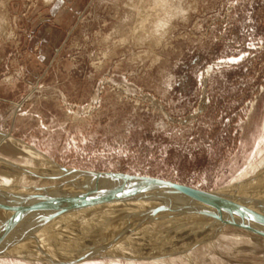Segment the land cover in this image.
I'll list each match as a JSON object with an SVG mask.
<instances>
[{
    "label": "rangeland",
    "instance_id": "rangeland-1",
    "mask_svg": "<svg viewBox=\"0 0 264 264\" xmlns=\"http://www.w3.org/2000/svg\"><path fill=\"white\" fill-rule=\"evenodd\" d=\"M58 1L0 0V139L3 134L11 135L53 162L51 165L41 156L0 142L1 187L28 183L26 186L35 188H13L18 191L14 193L26 194L28 198L41 191H35L37 186L44 184L49 189L66 182L59 194L72 193L89 179L76 180L64 169L99 170L162 178L203 190L222 191L228 196L236 193V197L264 199V0H78V8L77 0H63L66 9L76 7L78 12L63 39L42 61L41 48L31 41L41 21L54 22L49 11ZM7 142L13 143L9 139ZM48 164L54 169L43 168ZM33 165L38 168H30ZM105 183L74 205L70 203L68 207L76 209L61 216V220L58 217L57 223L53 220L55 223L45 228L48 221L44 220L35 225L37 230L43 229L42 234L47 228L66 222V227L58 232L64 238L63 232L68 228L71 239L74 231L109 227L84 233V237L101 239L82 241L79 247L81 241L75 245L71 239L68 243V238L64 239L85 254L81 257L88 253L95 257L73 264H153L152 259L170 258L203 246L205 241L220 235L219 225L229 224L224 227L227 235L237 234L240 229L238 234H249L259 227L250 223L253 220L220 205L195 202L181 214L195 213L191 219H199L195 223L184 220L186 230L183 226L167 252L145 257L111 256L109 251L119 248L121 238L131 232L143 230L142 237L147 239L151 234L155 238L168 236L166 231L175 225L167 221L166 228L163 220L170 217L154 219L156 214L151 211L161 208L160 212H165L171 204L176 205L175 201L182 203L187 199L152 188L140 192V196L144 194L142 198L129 197L127 192L138 191L136 187L121 180ZM143 198L155 199L156 206L151 200L152 207L146 204L147 208L139 213L125 215L127 204L133 207ZM121 201L125 206H121ZM105 204L118 209H111V213ZM2 205L13 207L10 210L14 212H10L0 206L10 216L21 213L9 203ZM172 207L180 211L179 206ZM64 208L49 210L58 215L69 210ZM81 211L92 219H85ZM70 213L73 218L68 216ZM8 214L4 217L10 218ZM100 215L110 224L97 225ZM150 218L153 220L146 222ZM227 235L222 232V244L218 245L221 248L225 243L223 247L231 251L224 253L225 257L216 252L218 257L214 261L207 262L206 257L200 256L197 263H191L190 257L180 261L264 264L263 239L242 243ZM29 237L26 235L20 243L33 241L34 237ZM49 239V244L57 243ZM188 240L199 244L183 251L177 245L173 250L176 243L186 245ZM53 246L50 250L58 251ZM60 254L1 256L0 264H68L66 261L80 258L65 257L64 251Z\"/></svg>",
    "mask_w": 264,
    "mask_h": 264
},
{
    "label": "bare ground",
    "instance_id": "bare-ground-1",
    "mask_svg": "<svg viewBox=\"0 0 264 264\" xmlns=\"http://www.w3.org/2000/svg\"><path fill=\"white\" fill-rule=\"evenodd\" d=\"M4 135V138H1L0 139V142H6L5 144H7L8 146L10 145L11 147H15V148H22L23 150H25V152H30V153H34L35 155H38L39 157L41 156L42 158H44V159H42V160H46V162L48 161L49 162V164H53V162H52V160L51 159H48L45 155H43L40 151H37V150H35V149H32L30 146H28L26 143H24L23 141H21V140H18V139H16V138H14L13 136H11V135H8V134H3ZM7 139H9V141H12L13 143L12 144H14V145H12V144H8V142H7ZM4 144V145H5ZM1 146V145H0ZM10 148V147H9ZM25 154V153H24ZM29 155H31V154H29ZM39 157H37V158H39ZM4 158V157H3ZM2 158V159H3ZM8 160V159H7ZM31 161V160H30ZM45 162V161H44ZM17 163V162H16ZM30 163V162H29ZM32 163V162H31ZM44 164V163H43ZM49 164L48 165H46V166H43V168H51V169H54L52 166H49ZM5 165V164H4ZM30 165V164H29ZM14 166V165H13ZM264 166V165H263ZM29 167V166H28ZM37 167V165H33V166H31L30 168H36ZM42 167V166H41ZM262 166H260V168H261ZM3 168V167H2ZM4 168H6V167H4ZM23 168V167H22ZM26 168V167H25ZM29 168V169H30ZM38 168V167H37ZM51 169H50V171H51ZM56 169H60V168H56ZM55 169V170H56ZM61 171H62V169H60ZM29 171V170H28ZM38 171V170H37ZM59 171V170H58ZM36 172V171H35ZM38 172H41L40 170L38 171ZM37 172V173H38ZM62 174H63V172H61ZM60 173V174H61ZM48 174V173H47ZM59 174V173H58ZM25 176V175H24ZM49 176H51V175H49ZM54 176V175H53ZM5 177V176H4ZM46 177V176H45ZM7 178V177H6ZM25 178V177H24ZM28 178V177H27ZM26 178V179H27ZM5 179V178H4ZM3 178H2V180H4ZM55 179V178H54ZM54 179H53V181H54ZM6 180V179H5ZM9 181V180H8ZM34 181V180H33ZM37 181V180H36ZM52 181V180H51ZM6 182L7 181H4V183L3 184H6ZM33 183V182H32ZM105 183V182H104ZM108 183V182H107ZM8 184V183H7ZM6 184V185H7ZM21 184V183H20ZM25 184V183H24ZM24 184H22V185H24ZM28 183H26V185H27ZM29 184H30V181H29ZM36 184H38V183H36ZM35 184V185H36ZM106 184V183H105ZM109 184V183H108ZM1 185L2 184H0V206L2 207V206H5V205H2V204H6V203H9V204H11V205H13V206H15L17 209H20L21 210V213L20 214H18L17 216H10L9 214H11L10 212H14V211H11L10 209H13V207H11L10 209L8 208V207H6L5 206V208H7L6 210H10V212H8V211H4L3 210V208H0V210L2 209L3 211H0V257L2 256V257H7V256H18V257H50V256H55V257H60V253H62L63 251L64 252H66V256L65 257H81V256H85V254H83V253H81V250L78 248L81 244H83V242L82 241H86V240H88V241H90V240H93V239H95V238H99V237H90V236H88V237H84L83 236V234L85 233V234H87V232H90V231H93V229L92 230H89V231H81V232H79V231H77V232H79V233H77L76 231H74L73 233V239H71V236H69V235H67L68 233L67 232H70V231H68V228L66 229V231L67 232H63V231H61V232H63V236H64V238L62 237V233H59L58 232V230H60L61 228H63V227H66L65 225L67 224L66 222H62V223H58V224H56V225H58V226H55L54 228L52 227V229L50 228H47L46 230H47V232L45 231L44 233H42L41 234V232L40 231H42V230H37L36 229V227H35V225L36 224H39V222L41 221V222H44V220L47 222L48 221V223L46 224V225H44L45 226V228L46 227H49L50 225H52L53 223H57V220L60 218V220L62 219V217L61 216H66V214L68 213V212H70L71 211V209H76L75 207H68V206H70V204H65V205H62V208L63 207H65L66 209H69L68 211H65L64 213H62V214H58V215H54V214H51L50 213V210L49 209H59V207H54V206H52V207H50V206H45V205H23L22 203H20L21 202V200L22 199H25V198H27V196H26V194H16V193H14V192H16L18 189L17 188H19V189H29V188H35V187H28V186H19V185H16V186H13L12 184L10 185V186H8V187H1ZM39 185V184H38ZM101 185H103V184H101ZM111 185H113V184H111ZM3 186H5V185H3ZM78 186V185H77ZM100 186V185H99ZM26 187V188H25ZM52 187V186H51ZM13 188H16L17 190H14ZM38 188L40 189V188H44V189H47L48 187H46V186H44V184H43V186H37V188L35 189V191L36 190H38ZM50 188V187H49ZM99 188V187H98ZM255 188H257V187H255ZM255 188H254V190H255ZM11 189L13 190V191H11ZM34 190V189H33ZM20 191H22V190H20ZM30 191V190H29ZM18 192V191H17ZM24 192V191H23ZM146 192V191H145ZM168 192V191H167ZM222 192V191H221ZM220 192V193H221ZM224 192V191H223ZM228 192V191H227ZM235 192V191H234ZM31 193H32V191H31ZM157 193V192H156ZM168 193H170V192H168ZM226 193V192H225ZM255 193V192H254ZM35 194V193H34ZM139 194V193H138ZM152 194H154V192L152 193ZM170 194H173V195H175V196H183L184 197V199L186 198L187 200L186 201H182V200H180V201H182V203H178V201L176 202L175 201V203H176V205H173V204H171L172 206H179L180 207V211H178V208L177 209H175V207H174V209H173V207L171 206V209L170 210H168V211H165V212H163V211H161V212H159V213H157L156 215H154V219H159V220H161V217L164 219V218H166V217H170V219L169 220H166V219H164V220H166V221H164L163 220V223H165V225H166V223H167V221H169L168 223L170 224H174L175 225V227L174 226H172V228L173 229H171V230H169L168 229V231H166V233L168 234V236H165V237H163V238H155L156 237V235H154V234H151V238L150 239H147V238H144V237H142V231H140L139 230V232L138 231H136V232H131L130 234H126V235H124V237L123 238H121V240H122V242H119V245H121L119 248H116L115 250H110L109 251V255H115V256H119V255H125V256H135V257H145V256H152L153 254H154V252H159L160 251V255H161V252L162 251H164V252H167V250L169 249L168 248V245L172 242V239L174 240V238H177L178 236H179V234L181 233L180 231H182L183 230V226L185 225V219H191V217H193L194 215H195V213H192L193 214V216L189 213V212H187V213H189V215L188 216H186V215H184V216H182V212H183V209H184V211H185V209H187V206H189V205H195V202H198V203H201V200H198V199H194V200H192V198L191 197H189L188 195H183V194H181V193H174V192H171ZM242 194H244L243 192H242ZM7 195V196H6ZM31 195H33V194H31ZM144 195V194H143ZM142 195V196H143ZM155 195V194H154ZM235 195H237L236 193H234V194H231V196L232 197H236ZM150 196V195H149ZM151 197V196H150ZM153 197V196H152ZM157 197V196H156ZM163 197V196H162ZM244 197V196H243ZM101 198V197H100ZM142 198V197H141ZM141 198H139V199H141ZM145 198V197H144ZM142 199V201L141 202H135V203H137V205H135V206H133V207H129L128 206V204H127V209H128V212L125 214V215H130V213L132 214V213H134V214H137V213H139L142 209H145V208H147L145 205L147 204V206L148 205H150L149 203H151V200H153L152 201V203H154V205H155V203L156 202H154L155 201V199H151V200H149V198L148 199ZM154 198V197H153ZM175 198V197H174ZM244 198H248V199H252V198H250V197H244ZM255 199H257V197H254ZM120 199H122V198H120ZM120 199L119 200H117L118 201V203L120 202ZM182 199V198H181ZM183 199V200H184ZM106 200V199H105ZM126 200V199H125ZM129 200V199H128ZM144 200V201H143ZM164 200V199H163ZM258 200V199H257ZM264 200V199H263ZM3 202V203H2ZM106 202V201H105ZM109 202V201H108ZM132 202H134V200H132ZM161 202V201H160ZM115 204H118L117 202H114ZM174 203V202H173ZM206 203H208V202H206ZM107 204V203H106ZM106 204H105V206H106ZM126 204V203H125ZM125 204H123L122 203V201H121V206L122 205H124L125 206ZM209 204H212V205H220V207H222L223 209H226V210H228V211H234V212H236V214L237 215H239V216H241V217H243V218H245V219H247V220H249V221H252L253 220V222H250V223H254V224H256L257 226H259L258 228H255V230L253 229V231H250V233L249 234H245V233H242V235H240V234H238L239 233V231H240V233L242 232L241 231V229L239 230V231H237V230H234L235 232L237 231V234L235 233V234H228V235H230V237H232L231 239H233L234 241H238V240H240L242 243H243V241H245L246 243L249 241V242H252V243H254L255 241H257L258 239H263L264 240V236H261L258 232V230H263L264 229V219H263V221H259L258 220V216H259V213H264V209H262V208H257V209H255V211L253 212V211H250V210H247V209H244V208H240V207H233V206H223L222 204H217V203H209ZM71 205H74V202L71 204ZM75 205H77V203L75 204ZM89 205V204H88ZM120 203L118 204V207L120 208ZM153 205V204H152ZM151 206V205H150ZM156 206V205H155ZM165 206V205H164ZM104 207V206H103ZM107 207V208H106ZM105 208L107 209V210H110L109 212H113V210H111V209H114L115 211H116V209H118V207L115 209V207H116V205H114L112 208H111V205H109V206H106ZM123 207V206H122ZM121 207V208H122ZM152 207V206H151ZM168 208H169V205L167 206ZM15 208V209H16ZM64 208V209H65ZM78 208V207H77ZM83 210H84V207H81ZM101 209H102V207H100ZM154 208V207H153ZM163 208V207H162ZM61 209V208H60ZM87 209V208H86ZM99 209V208H98ZM126 209V208H125ZM156 209V208H155ZM158 209H161V208H158ZM19 210V211H20ZM106 210V211H107ZM187 210H190V209H187ZM95 211V210H94ZM93 211V212H94ZM100 212H101V210H99ZM105 211V210H104ZM114 211V212H115ZM174 211V212H173ZM225 211V210H224ZM257 211V212H256ZM18 212V211H17ZM16 212V213H17ZM77 212V211H76ZM103 212V211H102ZM101 212V213H102ZM109 212H107V213H109ZM151 212H153V210L151 211ZM192 212H195V211H192ZM6 213L9 215H7L8 217H10V218H6V217H4L5 215H6ZM39 213H41V214H39ZM72 213V212H71ZM70 213V214H71ZM80 213H82L81 215L84 217L85 216V219H88V218H90V216L91 215H84L83 214V211H81ZM95 213H96V211H95ZM111 213H109V214H111ZM172 213V214H171ZM5 214V215H4ZM15 214V213H14ZM69 214V213H68ZM122 214V213H121ZM168 214H170V216H168ZM184 214H186V212L184 213ZM197 215H198V213H196ZM200 214V213H199ZM73 214H71V215H68V216H70V218L72 217H74V215L72 216ZM102 215H100V217H101ZM153 216V214L151 215V217ZM155 216H156V218H155ZM190 216V217H189ZM196 216V215H195ZM59 217V218H58ZM93 217V216H92ZM92 217L90 218V220L92 219ZM95 217H97V216H95ZM99 217V216H98ZM99 217V220H97L96 219V223H97V225H100V224H104V223H107L108 221H105L107 218H105L104 216H102V217H104L103 219H101ZM125 217V216H124ZM124 217H121L122 219H124ZM127 217V216H126ZM141 217V216H140ZM264 217V216H263ZM57 218V219H56ZM70 218H69V220H70ZM133 218V217H132ZM153 218V217H152ZM194 218H196V217H194ZM194 218H192L191 220H192V223H195V221L197 222V220L199 219H194ZM64 219H65V217H64ZM78 219V218H77ZM105 219V220H104ZM122 219H120L119 218V221L120 220H122ZM128 219H130V218H128ZM168 219V218H167ZM203 219V218H202ZM55 222H54V221ZM60 220H59V222H60ZM67 221H68V218L66 219ZM89 220V221H90ZM94 220V219H93ZM108 220V219H107ZM110 220V219H109ZM112 220V219H111ZM116 220V219H115ZM138 220V219H137ZM150 220H153V219H147L146 220V222L147 221H150ZM186 220V221H187ZM191 220H189V221H191ZM73 221H75L74 219H73ZM83 221V220H82ZM116 221H118V220H116ZM125 221H127V220H125ZM220 221H224V219H220ZM40 222V223H41ZM70 222V221H69ZM86 222V221H85ZM145 222V221H144ZM188 222V221H187ZM113 223V222H112ZM129 223V222H128ZM179 223V224H178ZM191 223V222H190ZM191 223V224H192ZM212 223V222H211ZM45 224V223H44ZM108 224H110V222H108ZM107 224V225H108ZM114 224V223H113ZM129 224H131V223H129ZM133 224V223H132ZM145 224V223H144ZM40 225V224H39ZM38 225V226H39ZM88 225V224H87ZM168 225V224H167ZM167 225H166V228H168L167 227ZM242 225H244V224H242ZM71 226V225H70ZM89 226V225H88ZM113 226V225H112ZM190 226V225H189ZM232 226V225H231ZM73 227V226H72ZM133 227V226H132ZM139 227V226H138ZM137 227V228H138ZM224 227H229V224H224V225H219L217 228L219 229L218 230V234L220 233V235L222 234V232H223V234H226L227 235V231L228 230H226ZM233 227V226H232ZM104 228H109L108 226H106V227H96V229L95 230H100V229H104ZM136 228V227H135ZM236 228V227H235ZM237 228H239V227H237ZM49 229V230H48ZM153 229V228H152ZM228 229H230V228H228ZM78 230V229H77ZM94 230V231H95ZM137 230V229H136ZM184 230H186V228H185V226H184ZM195 230V229H194ZM233 230V229H232ZM93 231V232H94ZM124 231V230H123ZM133 231V230H132ZM257 231V232H256ZM57 232V234H55ZM107 232V231H106ZM148 232V231H147ZM230 232V231H229ZM228 232V233H229ZM232 232V231H231ZM244 232V231H243ZM72 233V232H71ZM71 233H69V234H71ZM105 233V232H104ZM111 233H113V232H111ZM124 233V232H123ZM146 233V232H145ZM154 233V232H153ZM57 235L55 238H53L52 239V236L53 235ZM144 234V233H143ZM147 234H149V233H147ZM191 234V233H190ZM23 235L26 237V235H29L30 237L29 238H32V236L34 237L33 238V241H30V243H26V241L23 243V242H21L20 243V241L22 240V239H25V237H23ZM93 235H96V234H93ZM110 235H112V234H110ZM114 235V234H113ZM214 235H216V234H214ZM220 235L218 236V237H215V238H212L211 240L209 239V241H205V243H203V246L202 245H200V246H198V247H195V248H193V249H190V250H187L186 248H188V247H193L194 245H197V244H199V242L198 243H194V242H189V240H188V244H186V245H184V243H183V245L181 244V242H180V244L179 243H176V245L175 246H173L174 247V249L173 250H176L175 249V247L177 246V245H179L178 247H177V249L179 250V251H183V250H185V252H182L181 254H179V255H176V256H172V257H170V258H158V259H152V260H150V262H152L153 264H182V263H184V262H182L183 260V258L184 257H190L189 258V260L191 261V263L192 262H194V263H197L199 260H198V258L197 257H206V261L208 262V261H214V259L215 258H217L218 257V254L217 253H220V254H222L223 256H224V253H231V251L228 249V248H224L223 246H224V244L225 243H223V246L220 248L219 246H220V244L219 243H221L222 241L220 240ZM227 235V236H228ZM245 235V237H243ZM22 236L23 238L20 240L19 238ZM60 236V237H59ZM125 236H127V238L125 237ZM133 236H139L141 239L140 240H132L131 238H133ZM146 236V235H145ZM148 236V235H147ZM146 236V237H147ZM183 236V235H182ZM222 236H224V235H222ZM208 237V236H207ZM52 239V241L54 240V242H57V243H55L54 244V246H57L58 247V251H55L54 250V246H53V244L51 243V241H50V243L51 244H49V242H48V239ZM63 238V239H62ZM66 238H68V241H67V243L68 242H70V239H71V242L73 243H76L75 245H77V242H82V243H80L79 245H78V247L77 246H73V247H70L71 246V244H70V246H69V244H67V243H65V241H64V239H66ZM119 238V236L118 237H116V239H118ZM154 238V239H153ZM180 238H184V237H180ZM194 238H195V236H194ZM199 238V237H198ZM210 238V237H209ZM17 239V240H16ZM49 239V240H50ZM99 239H101V238H99ZM221 239H222V237H221ZM231 239H230V241H231ZM20 240V241H19ZM31 240V239H30ZM178 240H180V239H178ZM191 240V239H190ZM196 240V239H195ZM194 240V241H195ZM207 240V239H206ZM9 241H11V242H9ZM14 241H18L19 243H15ZM199 241V240H198ZM14 242V243H13ZM59 242V243H58ZM87 242V241H86ZM184 242V241H183ZM186 242V241H185ZM244 242V243H245ZM25 243H26V245H25ZM222 244V243H221ZM172 245V244H171ZM170 245V246H171ZM219 245V246H218ZM50 246H53L52 248H53V250L55 251H51L50 249H51V247ZM116 246H118V245H116ZM56 247V248H57ZM207 247V248H206ZM29 249V250H28ZM59 249L61 250V251H59ZM110 249V248H109ZM27 250V251H26ZM47 250H50V251H48L47 252ZM45 251V252H44ZM171 251L172 250H170L169 252L171 253ZM174 252H176V251H174ZM217 252V253H216ZM58 253L60 254V255H58ZM173 253V252H172ZM178 253V252H177ZM180 253V252H179ZM200 253H202V254H200ZM155 254H157V253H155ZM217 254V255H216ZM58 255V256H57ZM111 255V256H112ZM164 255H166V254H164ZM170 255V254H169ZM228 256V255H227ZM155 257V256H154ZM225 257V256H224ZM224 259V258H223ZM79 260V259H78ZM78 260L76 259V260H73V261H66L68 264H73V263H77L78 262ZM130 260V259H129ZM128 260V261H129ZM144 260V259H143ZM180 260H182V261H180ZM227 260V259H226ZM135 261V260H134ZM148 261V260H147ZM141 262V261H140ZM144 262H146V261H144ZM137 263H139V262H137ZM187 264V263H186ZM199 264V263H198Z\"/></svg>",
    "mask_w": 264,
    "mask_h": 264
},
{
    "label": "water",
    "instance_id": "water-1",
    "mask_svg": "<svg viewBox=\"0 0 264 264\" xmlns=\"http://www.w3.org/2000/svg\"><path fill=\"white\" fill-rule=\"evenodd\" d=\"M66 173H70L76 176V180L80 178H88V183L75 190L72 193L59 194V191L64 186L66 182L60 183L55 187H50L49 189L38 188L40 191L37 194H33L28 198L22 199L20 203L23 205H45V206H54L59 207L65 204H70L82 199L89 192L94 190L103 182L108 180H121L126 185H132L137 188L138 191L127 192V196H140L138 193L147 190V188L159 189L168 192L181 193L183 195H188L193 200L198 199L202 202L208 203H217L222 204L223 206H233L241 207L250 211H255V209L262 208L264 209V200L256 199H247L242 197H232L219 193L218 191H208L200 188L192 187L186 184H181L173 182L171 180H166L157 177H151L146 175L139 174H129L124 172H113V171H99V170H68L64 169ZM68 171V172H67ZM69 182V181H67ZM139 188V189H138ZM59 190V191H58ZM58 191V192H57ZM7 196V195H6ZM122 197H111L112 199H117ZM124 198H126L124 196ZM107 199H110L109 197ZM160 212V209H153V213L157 214ZM257 212V211H256ZM259 221H263L264 214L259 213ZM261 236H264V229L258 232ZM87 257H80L78 262H84L95 257H90L91 253L86 254Z\"/></svg>",
    "mask_w": 264,
    "mask_h": 264
},
{
    "label": "crops",
    "instance_id": "crops-1",
    "mask_svg": "<svg viewBox=\"0 0 264 264\" xmlns=\"http://www.w3.org/2000/svg\"><path fill=\"white\" fill-rule=\"evenodd\" d=\"M76 3L78 8L79 1L77 0ZM76 7L74 9H66L63 6V0H60L49 11L54 17V22L43 20L38 24L31 43L34 45L38 43L41 48L40 59L42 61L48 59L53 52V47L58 45L63 39L67 26L78 12Z\"/></svg>",
    "mask_w": 264,
    "mask_h": 264
}]
</instances>
